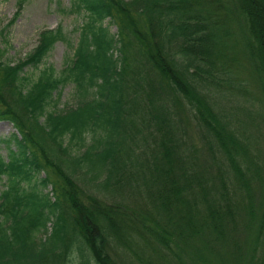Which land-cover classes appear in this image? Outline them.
<instances>
[{"label": "trees", "instance_id": "trees-1", "mask_svg": "<svg viewBox=\"0 0 264 264\" xmlns=\"http://www.w3.org/2000/svg\"><path fill=\"white\" fill-rule=\"evenodd\" d=\"M70 11L78 41L58 73L23 68L66 40L59 24L16 63L0 48V120L16 130L0 138V264H264V156L232 105L255 80L264 111V0Z\"/></svg>", "mask_w": 264, "mask_h": 264}, {"label": "rangeland", "instance_id": "rangeland-1", "mask_svg": "<svg viewBox=\"0 0 264 264\" xmlns=\"http://www.w3.org/2000/svg\"><path fill=\"white\" fill-rule=\"evenodd\" d=\"M18 1L0 0V48L3 51V60L16 63L25 58L26 54L36 45L40 30L55 28L59 24L66 32V40L57 41L37 67L24 66L23 68V74L29 77V81L35 79L41 70L48 66H52L55 73H58L68 58L72 56L76 47L81 15L70 11V0H25L20 9ZM103 25L108 28L109 33L116 32L115 25L109 23V19H106ZM235 26L237 27V24ZM236 33L241 34L239 28ZM240 56L237 57L234 65V77L248 80V74L244 68L248 69L251 75L252 68L248 62L244 61L242 53ZM243 85L247 91L243 92L244 95L240 94L239 101H234L235 103L232 105L243 106L234 109L236 122L249 144V153L254 156L259 155L260 159L264 156V111L259 101L261 95L257 93L255 80L251 83H243ZM73 102L72 84L67 83L62 88L57 107L62 108L65 105L73 104ZM250 103L254 106L252 107ZM248 107L251 109V113L246 112ZM13 132L15 133L16 130L11 122L0 120V138L8 137ZM6 154L7 148L1 142L0 156L6 158ZM3 182L4 180H0V191L3 189ZM46 190H50V186Z\"/></svg>", "mask_w": 264, "mask_h": 264}]
</instances>
